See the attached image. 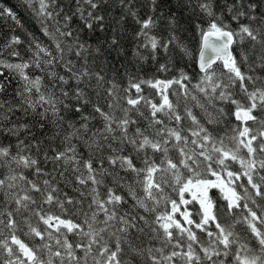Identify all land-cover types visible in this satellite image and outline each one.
Masks as SVG:
<instances>
[{
    "label": "snow or ice",
    "instance_id": "6c2138e0",
    "mask_svg": "<svg viewBox=\"0 0 264 264\" xmlns=\"http://www.w3.org/2000/svg\"><path fill=\"white\" fill-rule=\"evenodd\" d=\"M21 7L0 264H264V0Z\"/></svg>",
    "mask_w": 264,
    "mask_h": 264
},
{
    "label": "trees",
    "instance_id": "16d2710c",
    "mask_svg": "<svg viewBox=\"0 0 264 264\" xmlns=\"http://www.w3.org/2000/svg\"><path fill=\"white\" fill-rule=\"evenodd\" d=\"M22 0H0V7L12 8L19 17L21 18L22 23L24 24V28H20L15 25L10 19L5 17H0V43H2L7 37L17 34L23 36L27 29L32 28V21L29 18L28 12L21 7ZM15 29V32H13ZM183 63H189L188 61H184ZM189 71H192V68L189 64ZM212 195L218 196V192L213 190ZM192 207V206H189Z\"/></svg>",
    "mask_w": 264,
    "mask_h": 264
}]
</instances>
